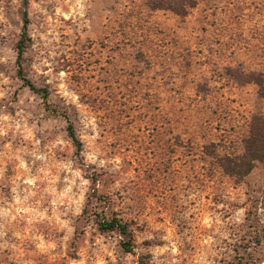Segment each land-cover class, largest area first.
Wrapping results in <instances>:
<instances>
[{
  "label": "rangeland",
  "instance_id": "obj_1",
  "mask_svg": "<svg viewBox=\"0 0 264 264\" xmlns=\"http://www.w3.org/2000/svg\"><path fill=\"white\" fill-rule=\"evenodd\" d=\"M0 0V264H227L264 228V162L219 167L264 116V0H196L185 17L144 0ZM261 82L262 90L257 83ZM96 215L133 235L101 234Z\"/></svg>",
  "mask_w": 264,
  "mask_h": 264
},
{
  "label": "trees",
  "instance_id": "obj_2",
  "mask_svg": "<svg viewBox=\"0 0 264 264\" xmlns=\"http://www.w3.org/2000/svg\"><path fill=\"white\" fill-rule=\"evenodd\" d=\"M145 6L151 11H165L178 17H185L190 10L195 8L196 0H144ZM28 0H23L22 27L19 40L16 44V73L22 85L33 93L39 95L44 101L46 111L50 115L62 117L67 124L66 132L75 148L76 156H80L82 144L78 139L69 116L61 109L49 103V93L45 89L37 88L25 76L23 58L30 37L28 35ZM260 91L261 82L257 83ZM243 151L239 155H225L220 159L219 167L223 174L236 182H241L256 168L257 164L264 162V116L254 115L249 124L247 137L243 140ZM97 230L101 234L117 233L124 240L121 247L127 253L133 251V235L130 227L122 220L112 217L96 215ZM248 237L242 239L241 245L236 246L234 255L227 264H262L264 262V228L248 227ZM138 264H148V259L140 257Z\"/></svg>",
  "mask_w": 264,
  "mask_h": 264
},
{
  "label": "water",
  "instance_id": "obj_3",
  "mask_svg": "<svg viewBox=\"0 0 264 264\" xmlns=\"http://www.w3.org/2000/svg\"><path fill=\"white\" fill-rule=\"evenodd\" d=\"M263 263H264V262H263ZM263 263H262V264H263Z\"/></svg>",
  "mask_w": 264,
  "mask_h": 264
},
{
  "label": "bare ground",
  "instance_id": "obj_4",
  "mask_svg": "<svg viewBox=\"0 0 264 264\" xmlns=\"http://www.w3.org/2000/svg\"><path fill=\"white\" fill-rule=\"evenodd\" d=\"M264 264V263H263Z\"/></svg>",
  "mask_w": 264,
  "mask_h": 264
}]
</instances>
